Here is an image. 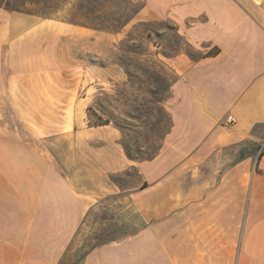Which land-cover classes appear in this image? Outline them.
I'll return each mask as SVG.
<instances>
[{
  "label": "crops",
  "instance_id": "1",
  "mask_svg": "<svg viewBox=\"0 0 264 264\" xmlns=\"http://www.w3.org/2000/svg\"><path fill=\"white\" fill-rule=\"evenodd\" d=\"M141 1L133 24L169 21L198 54L162 59L170 128L142 161L78 127L94 66L64 64L124 33L0 5V264H264V0ZM129 167L134 188L111 182ZM110 200L139 225L94 222Z\"/></svg>",
  "mask_w": 264,
  "mask_h": 264
},
{
  "label": "rangeland",
  "instance_id": "2",
  "mask_svg": "<svg viewBox=\"0 0 264 264\" xmlns=\"http://www.w3.org/2000/svg\"><path fill=\"white\" fill-rule=\"evenodd\" d=\"M0 5L40 17L58 18L99 32L124 33L120 40L111 41L109 51L105 47L104 54L99 42L95 44L94 55L75 48L74 55L64 59V64L69 66L78 64V59L85 62L84 65L94 66L89 81L85 79L82 84L89 86V90L80 91L79 98L83 96L88 100H80L83 104H78L77 111L80 106L86 108L83 118L86 123L80 122L78 127L93 128L98 117L108 118L110 128L105 129L116 128L121 132L120 141L134 159L132 161L150 160L157 154L170 128L165 103L175 78L161 61L179 53L198 56L176 34L169 21L133 24L132 18L142 6L141 0H0ZM67 141L64 138L63 157L68 160L70 145ZM110 180L128 189L138 183L133 167L111 175ZM119 208L113 200L100 203L94 222L105 215L111 218L112 229L125 226L129 231L139 225L129 208L127 220L120 219L119 213L122 216L123 211Z\"/></svg>",
  "mask_w": 264,
  "mask_h": 264
},
{
  "label": "trees",
  "instance_id": "3",
  "mask_svg": "<svg viewBox=\"0 0 264 264\" xmlns=\"http://www.w3.org/2000/svg\"><path fill=\"white\" fill-rule=\"evenodd\" d=\"M11 10V9H10ZM139 10V9H138ZM137 10V11H138ZM15 11H17V10H15ZM95 30V29H94ZM89 109V107L87 108V110ZM110 123V120L107 118V119H104V120H102V118L101 117H98V121L93 125L94 127H98V126H103V125H107V124H109ZM125 152H126V156L129 158V159H131V160H134L132 157H131V155L129 154V152L126 150V148H125ZM155 156V155H154ZM153 156V157H154ZM152 157V158H153ZM113 233L110 235L111 237H113Z\"/></svg>",
  "mask_w": 264,
  "mask_h": 264
},
{
  "label": "built area",
  "instance_id": "4",
  "mask_svg": "<svg viewBox=\"0 0 264 264\" xmlns=\"http://www.w3.org/2000/svg\"><path fill=\"white\" fill-rule=\"evenodd\" d=\"M228 122L230 123V124H233V123H235V120L233 119V118H229L228 119ZM263 146L262 147H260L259 149H258V154H257V159H256V163L258 162V160H259V157L261 156V154L263 153Z\"/></svg>",
  "mask_w": 264,
  "mask_h": 264
}]
</instances>
